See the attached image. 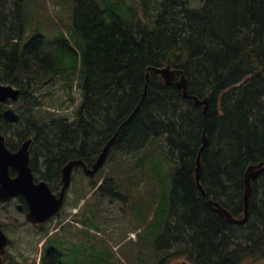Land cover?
Masks as SVG:
<instances>
[{
  "label": "trees",
  "instance_id": "16d2710c",
  "mask_svg": "<svg viewBox=\"0 0 264 264\" xmlns=\"http://www.w3.org/2000/svg\"><path fill=\"white\" fill-rule=\"evenodd\" d=\"M26 1L0 5V74L21 91L14 137L31 138L35 178L56 192L61 168L76 159L90 166L114 133L110 152L121 155H139L163 137L172 187L153 240L154 264H171L174 254L190 264L264 257V173L252 183L245 224L228 223L206 204L242 217L243 174L264 160V0H157L155 12L154 0H140L142 16L159 10L153 26L115 13L107 21L97 1L75 0L73 34L81 40L61 38L54 50L39 35L23 42ZM167 65L175 79L165 86L151 69ZM178 72L189 99L175 85ZM193 97L209 98L204 120ZM203 121L206 198L195 177ZM108 181L113 185L106 179L97 192L119 199L117 185L104 190Z\"/></svg>",
  "mask_w": 264,
  "mask_h": 264
},
{
  "label": "rangeland",
  "instance_id": "374dc122",
  "mask_svg": "<svg viewBox=\"0 0 264 264\" xmlns=\"http://www.w3.org/2000/svg\"><path fill=\"white\" fill-rule=\"evenodd\" d=\"M8 1L0 0V5L7 7ZM95 1L104 10L107 21L115 13L123 19L153 26L159 11L142 16L140 0ZM156 1L151 2L152 12L157 7ZM74 6L75 0H27L25 39L42 36L44 49L48 50L56 49L61 38H67L71 45L80 41L81 37L73 34ZM172 168L165 139L161 137L153 140L139 155L111 151L94 178L86 177L82 171H74L61 216L46 225L48 230L63 225L64 244L67 240L76 242V247L80 241L85 244V255L80 254L78 260L73 253L68 256L63 248L68 264H154L157 256L152 251L153 240L163 223L162 211L172 187ZM106 179H111L113 185L108 181L103 185L104 190L109 191L117 185L115 191L121 199L106 197L93 190V182L98 185ZM73 211L77 212L76 217L72 215ZM131 233L135 234L134 238ZM170 260L171 264H190L186 257L176 254ZM245 264H264V257Z\"/></svg>",
  "mask_w": 264,
  "mask_h": 264
},
{
  "label": "water",
  "instance_id": "95a60500",
  "mask_svg": "<svg viewBox=\"0 0 264 264\" xmlns=\"http://www.w3.org/2000/svg\"><path fill=\"white\" fill-rule=\"evenodd\" d=\"M154 74H157L162 79L165 86H168L173 83L175 79V71L170 69V66L167 65L164 68L153 70ZM180 78L175 83L177 88L181 91L183 98L188 99L190 96L187 93V84L186 79L184 78L182 72H178ZM19 92L14 90L12 87H4L0 86V102L6 101L8 98L13 101L17 100ZM194 104L196 106H201V115L205 116L207 108H208V100L204 98L199 100L196 97H193ZM3 117L6 121L10 123H15L18 121L19 116L12 110L8 109L4 111ZM202 145L199 149L196 158V167H195V177L198 182L201 178L202 172V159L201 153L206 147L207 143L205 141V136L202 137ZM31 140H26L20 147V149L16 153H10L5 147L4 140L0 136V180H1V191H0V199H5V195H11V193H19L22 194L28 205H29V215L28 219L33 224H42L55 214L59 213L67 188L70 185L71 181V173L73 169H77L81 167L83 172L88 177H93L97 171L104 165L108 153L111 149L113 138H111L105 146L102 148L100 154L97 156L95 162L88 167L81 159L79 160H71L67 162L61 168V188L59 195H54L48 185L40 181L38 183H34V179L32 176L31 169L29 167V145ZM11 166L15 170L18 171V176L11 180L7 176V167ZM264 172V160L260 161L258 164L252 165L247 168L245 172V180H244V193H243V208H244V217L241 220L234 219L231 214L227 212L222 206L218 203L212 202L211 200H207L206 204L213 208V210L220 216H223L229 223L231 224H243L247 221L248 216V208L250 197L252 193V182L256 181L257 178ZM199 190L203 194V188L198 185ZM6 237L3 235L0 230V249H3ZM1 264V262H0Z\"/></svg>",
  "mask_w": 264,
  "mask_h": 264
},
{
  "label": "flooded vegetation",
  "instance_id": "af4514ba",
  "mask_svg": "<svg viewBox=\"0 0 264 264\" xmlns=\"http://www.w3.org/2000/svg\"><path fill=\"white\" fill-rule=\"evenodd\" d=\"M0 85L12 86V84L6 83L5 77H2L1 74ZM14 88L21 92L19 87ZM20 106L22 104L19 99L16 101L7 99L0 103V112L3 113L5 109L11 107L19 113ZM18 124L8 123L3 114H0V136L10 153H16L23 143V141L20 142L14 137L15 129L19 127ZM74 171L82 170L78 168ZM7 176L13 180L18 176V171L8 166ZM34 182L36 183L37 180L34 179ZM4 197L5 199H0V229L7 240L3 249H0L1 264H45L50 259L54 260V264H68L66 259L71 253L75 255L76 260H78L80 254L85 255L86 248L82 241L79 247H76V242L72 240H67L65 244L62 242L64 228L47 232V223L43 225L30 223L27 219L29 206L22 194L11 193V195L7 194ZM42 238H44V241H42ZM64 247L68 256L63 251Z\"/></svg>",
  "mask_w": 264,
  "mask_h": 264
},
{
  "label": "bare ground",
  "instance_id": "6f19581e",
  "mask_svg": "<svg viewBox=\"0 0 264 264\" xmlns=\"http://www.w3.org/2000/svg\"><path fill=\"white\" fill-rule=\"evenodd\" d=\"M155 69H157V68H152L151 70H155ZM148 79H149V75H148V73L146 74V76H145V88H146V83H147V81H148ZM146 95V90L143 92V95H142V97H144ZM205 98H207V100H208V106H209V98L208 97H205ZM185 99V98H184ZM189 99V98H188ZM204 99V98H203ZM208 109V108H207ZM202 119L204 120V116H202ZM206 125H205V123H204V121H203V132H202V137L203 136H205V141H206V143H208V139H207V136H206ZM115 137H116V133H114V135L111 137V138H113V141L115 140ZM202 137H201V140H202ZM110 138V139H111ZM113 144V143H112ZM202 145V144H201ZM201 147V146H200ZM200 147H199V149H200ZM198 152H199V150H198ZM198 152H197V154H198ZM201 155H202V153H201ZM98 156V155H97ZM263 161V160H262ZM259 162H257V163H255V164H258ZM255 164H251V165H249L248 167H250V166H252V165H255ZM248 167H246V170H247V168ZM246 170H245V172H246ZM245 172H244V174H243V183H244V180H245ZM264 173V172H263ZM262 173V174H263ZM261 174V175H262ZM260 175V176H261ZM259 176V177H260ZM258 177V178H259ZM257 178V179H258ZM201 179V178H200ZM200 179H199V181L197 182V184L198 185H200L201 187H202V185L200 184ZM255 182V181H254ZM254 182H252V183H254ZM251 187H252V184H251ZM243 193H244V190H243ZM243 193H242V200H243ZM252 194V193H251ZM206 198V197H205ZM216 203V202H215ZM220 205V204H219ZM224 208V207H223ZM225 210H226V208H224ZM249 209V208H248ZM227 212L229 213V214H231L228 210H227ZM249 212V211H248ZM220 216V215H219ZM231 216L234 218V219H236V220H241V219H243V217H244V208H243V213H242V217H240V218H236V217H234L232 214H231ZM221 217H223V216H221ZM224 218V217H223ZM225 219V218H224ZM247 219H248V216H247ZM226 220V219H225ZM227 221V220H226ZM228 222V221H227ZM229 223V222H228ZM246 223V222H245ZM245 223H243V224H245ZM231 224V223H230ZM242 224V225H243ZM234 225H240V224H234Z\"/></svg>",
  "mask_w": 264,
  "mask_h": 264
}]
</instances>
